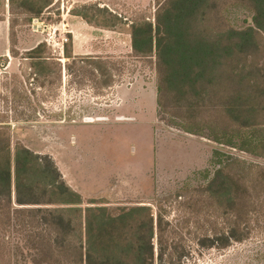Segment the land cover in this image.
Wrapping results in <instances>:
<instances>
[{"label":"rangeland","instance_id":"1","mask_svg":"<svg viewBox=\"0 0 264 264\" xmlns=\"http://www.w3.org/2000/svg\"><path fill=\"white\" fill-rule=\"evenodd\" d=\"M6 2L0 0V121L5 122L0 125L10 132L12 160L19 142L50 157L65 183L81 194L82 208L96 205L89 200L111 207L148 204L154 210L158 204L176 230L168 241L183 246L168 249L164 260L173 255L179 264H264L262 195L244 239L222 245L219 236L214 246L196 244L213 228L205 205L180 204L197 197L225 155L261 165L264 155L243 151L236 141L216 142L206 128L189 132L182 118L160 109L153 61L130 56L126 25L134 17L153 20L155 0H53L36 21L20 18L11 28ZM85 8L95 11L99 22L110 25L106 16L112 14L127 23L90 25L76 14ZM222 16L236 28L251 22V13L239 5L225 7ZM38 43L49 56L43 67L25 57ZM64 46L71 58H104L107 84L88 69L67 68L71 58ZM216 150L222 155L215 157ZM12 203L17 206L13 178ZM18 206L28 208L10 226L0 220V264H79L69 246L40 253L44 224L31 209L37 204ZM58 237L63 245L80 241L77 234Z\"/></svg>","mask_w":264,"mask_h":264},{"label":"trees","instance_id":"2","mask_svg":"<svg viewBox=\"0 0 264 264\" xmlns=\"http://www.w3.org/2000/svg\"><path fill=\"white\" fill-rule=\"evenodd\" d=\"M52 1L7 0L10 28L20 18L31 21L39 17ZM155 2L153 20L140 16L127 23L109 14L106 21L113 22L109 25L97 21V14L90 8L76 14L99 27L115 28L127 23L130 56L153 61L157 104L163 112L182 118L185 130L206 128L216 142L236 141L239 149L263 156L264 0ZM236 5L251 13L250 24L236 28L222 16V9ZM43 46L38 43L25 56L38 67H43L49 57L44 55ZM65 51L71 58L66 47ZM73 65L88 69L94 78L102 76V85L110 79L104 58L72 57L66 67ZM10 144V132L1 124L0 220L10 226L16 214L28 208L18 205L37 204L31 209L42 215L44 224L40 253L56 254L69 246L79 264H179L180 259L173 255L163 258L168 249L177 252L183 246L168 241L176 230L158 204L154 210L148 204L111 207L89 200L96 205L82 208L80 193L65 183L50 157L19 142L12 160ZM213 154L222 155L219 150ZM218 163L197 197L180 204L205 205L202 211L213 226L210 236L216 238L210 241V236L204 234L196 242L202 246H214L219 236L224 239L222 245L244 239L259 206L258 199L264 196V165L234 155H225ZM12 178L17 206L12 203ZM59 234H77L80 241L63 245Z\"/></svg>","mask_w":264,"mask_h":264},{"label":"crops","instance_id":"3","mask_svg":"<svg viewBox=\"0 0 264 264\" xmlns=\"http://www.w3.org/2000/svg\"><path fill=\"white\" fill-rule=\"evenodd\" d=\"M75 1V0H74ZM79 1H88V0H79ZM34 47V46H33ZM79 193V192H78ZM81 195V194H80Z\"/></svg>","mask_w":264,"mask_h":264},{"label":"water","instance_id":"4","mask_svg":"<svg viewBox=\"0 0 264 264\" xmlns=\"http://www.w3.org/2000/svg\"><path fill=\"white\" fill-rule=\"evenodd\" d=\"M34 21H36V19H34Z\"/></svg>","mask_w":264,"mask_h":264}]
</instances>
